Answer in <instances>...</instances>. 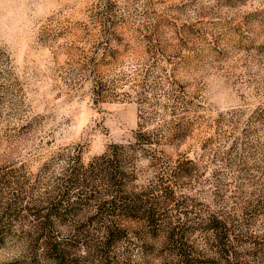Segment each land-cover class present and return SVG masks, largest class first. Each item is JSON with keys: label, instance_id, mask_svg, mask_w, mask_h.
Listing matches in <instances>:
<instances>
[{"label": "rangeland", "instance_id": "obj_1", "mask_svg": "<svg viewBox=\"0 0 264 264\" xmlns=\"http://www.w3.org/2000/svg\"><path fill=\"white\" fill-rule=\"evenodd\" d=\"M210 75L232 92L223 110ZM119 145L130 189L174 179L162 214L195 264H264V0H22L0 37V264H54L45 230L95 232L110 195L90 166ZM129 222L135 264L179 263L164 230Z\"/></svg>", "mask_w": 264, "mask_h": 264}, {"label": "trees", "instance_id": "obj_2", "mask_svg": "<svg viewBox=\"0 0 264 264\" xmlns=\"http://www.w3.org/2000/svg\"><path fill=\"white\" fill-rule=\"evenodd\" d=\"M145 142H140V147L132 145L129 149L133 150V155L139 153V148ZM138 145V146H139ZM110 157L97 159L95 164L92 163L90 170L98 171V178L106 186V191L110 199L100 205L101 213L91 223L96 222L99 227L95 232H88L82 229L77 233L78 240L66 241L55 235L52 231L41 234L42 246L45 248L44 255L38 257L41 261L46 258L54 264H77L78 261H86L89 264H135L133 262L132 239L130 231L133 228L128 220L135 221L141 227V231L146 230L154 235L159 236L163 230L166 232V242L168 247L173 246L175 252L179 251V263L175 264H195L191 259L187 244L182 239L186 227L179 222L174 224L172 218L164 216L162 212L174 201L173 181L174 179L165 176L163 173L162 185L166 186L158 196L153 193L155 186L150 184L147 188H141L142 191L130 189L128 173L122 168V156L130 151L124 146L111 147ZM142 152H144L141 149ZM145 153V152H144ZM130 155V154H129ZM152 157V154H147ZM155 156V155H154ZM182 168V167H181ZM78 167L74 164L66 175L68 184H78L77 173ZM176 176V170L172 171ZM130 189V190H129ZM180 221V220H178ZM53 219L46 216L43 225L51 228ZM206 228L215 232L217 247L223 251H228V229L226 224L217 216H211L206 222ZM148 230V231H147ZM39 243V242H38ZM40 245V244H39ZM85 247V256H74L71 253V247Z\"/></svg>", "mask_w": 264, "mask_h": 264}, {"label": "clouds", "instance_id": "obj_3", "mask_svg": "<svg viewBox=\"0 0 264 264\" xmlns=\"http://www.w3.org/2000/svg\"><path fill=\"white\" fill-rule=\"evenodd\" d=\"M22 0H0V37L5 34V29L14 21ZM210 102L218 109H225L234 102L232 92L227 81L220 75H210L206 81Z\"/></svg>", "mask_w": 264, "mask_h": 264}]
</instances>
